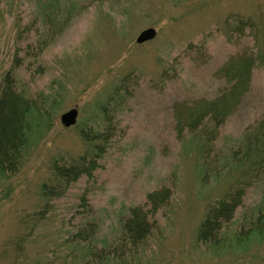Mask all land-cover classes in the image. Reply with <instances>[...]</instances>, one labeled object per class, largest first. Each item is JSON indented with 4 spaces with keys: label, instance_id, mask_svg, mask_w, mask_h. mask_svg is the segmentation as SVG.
Returning a JSON list of instances; mask_svg holds the SVG:
<instances>
[{
    "label": "rangeland",
    "instance_id": "rangeland-1",
    "mask_svg": "<svg viewBox=\"0 0 264 264\" xmlns=\"http://www.w3.org/2000/svg\"><path fill=\"white\" fill-rule=\"evenodd\" d=\"M235 14L257 21L264 0H0V85L9 71L39 107L20 167L0 171V264H81L75 237L90 222L100 252L121 251V221L162 186L173 192L152 216L154 231L104 264H264V228L221 249L196 243L206 206L241 172L204 184L191 134L180 139L174 128L175 103L213 98L226 85L217 70L257 46L248 29L232 28ZM148 27L154 39L137 43ZM251 78L221 125L214 153L222 157L264 115V66ZM71 109L76 122L64 126ZM93 152L92 175L46 202L53 164ZM244 195L232 229L264 207V175Z\"/></svg>",
    "mask_w": 264,
    "mask_h": 264
},
{
    "label": "trees",
    "instance_id": "trees-1",
    "mask_svg": "<svg viewBox=\"0 0 264 264\" xmlns=\"http://www.w3.org/2000/svg\"><path fill=\"white\" fill-rule=\"evenodd\" d=\"M230 21L232 28L239 33L248 29L258 43L257 46H249L231 55L217 70V76L226 85L213 98H198L173 105L176 134L180 139L185 134H191L195 155L202 167L204 184L210 175L218 178L224 175V171L228 173L233 168L241 172V175L237 173L225 193L206 206L205 215L196 228V243L214 249H221L232 240L239 243L264 228V212H261L264 207L258 208L255 219L245 212L241 215L243 221L237 228L229 227L247 189L264 175V115L243 130L239 144L225 157L217 151L214 153L221 125L249 90L253 70L257 66H264V17L256 21L235 14ZM13 83L10 72H6L0 85V171L4 173L17 171L23 162L30 133L29 116L32 109L39 108L36 99L17 90ZM104 140L105 136L99 139L94 145L95 149L101 147ZM94 153L53 164L51 177L42 184V195L46 202L60 195L80 176L92 175L98 156ZM172 192L171 188L162 186L147 193L144 206L136 205L129 209L128 216L121 221V231L117 238V246L122 248L121 251L100 252L94 245L92 236L95 228L94 223L90 222L86 231L79 232L80 236L75 237L82 249H78L79 252H83L81 264H89L92 259L97 264H104L116 252L121 256L124 254L122 250L127 253L130 248L139 247L155 229L156 222L152 216L169 202Z\"/></svg>",
    "mask_w": 264,
    "mask_h": 264
},
{
    "label": "water",
    "instance_id": "water-1",
    "mask_svg": "<svg viewBox=\"0 0 264 264\" xmlns=\"http://www.w3.org/2000/svg\"><path fill=\"white\" fill-rule=\"evenodd\" d=\"M155 35H156V30H154V28L152 27H148L140 32V34L137 36L135 41L137 43H142L143 41L145 42L146 40H150L152 38L154 39ZM76 116H77L76 109H71L61 116L60 118L61 123L64 126L73 125L76 122V118H75Z\"/></svg>",
    "mask_w": 264,
    "mask_h": 264
}]
</instances>
